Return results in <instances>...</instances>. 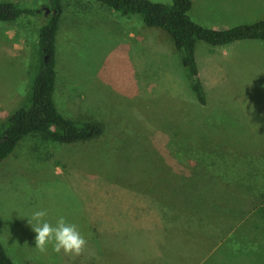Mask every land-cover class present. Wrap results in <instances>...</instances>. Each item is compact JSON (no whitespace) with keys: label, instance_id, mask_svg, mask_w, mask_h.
I'll return each mask as SVG.
<instances>
[{"label":"rangeland","instance_id":"374dc122","mask_svg":"<svg viewBox=\"0 0 264 264\" xmlns=\"http://www.w3.org/2000/svg\"><path fill=\"white\" fill-rule=\"evenodd\" d=\"M0 1L39 9L46 0ZM61 3L54 102L64 117L97 123L102 133L75 144L31 134L0 161V242L8 257L14 264L62 262L50 246L45 254L34 248L27 217L36 210L47 209L53 225L65 217L84 237L93 227L103 233L109 211H121L129 215L125 229L138 232L152 250L171 239L160 230L163 222L204 226L201 238L173 231L177 239L161 250L158 264H264V76L255 69L264 43L238 46L234 55L224 50L227 59L238 58L229 64L233 74L222 64L223 49L213 61L197 50L205 71L222 65L211 77L201 73L200 82L227 85L224 101L209 96L202 107L168 33L146 26L138 14L126 20L94 0ZM43 21L38 13L0 22V94L13 98L1 96L11 109L3 112L0 127L28 105ZM201 120H209L211 127L202 128L218 132L219 141H201ZM161 207L170 218H161Z\"/></svg>","mask_w":264,"mask_h":264},{"label":"trees","instance_id":"16d2710c","mask_svg":"<svg viewBox=\"0 0 264 264\" xmlns=\"http://www.w3.org/2000/svg\"><path fill=\"white\" fill-rule=\"evenodd\" d=\"M121 15L138 14L148 27H157L171 37L181 54V63L191 81V89L200 106L206 105V95L199 80L195 60V45L201 41L211 46H224L240 41H264V19L227 30H211L194 23L189 17V0H172L170 4L148 0H97ZM62 0H46L39 9L20 7L0 1V22H12L42 13L44 21L37 32V64L30 81L28 105L12 113L0 127V161L10 156L28 135L42 134L60 144H75L95 139L102 133L94 122L70 120L59 113L54 102L55 41L62 13ZM49 9L47 15L45 10ZM0 264H14L0 242Z\"/></svg>","mask_w":264,"mask_h":264},{"label":"crops","instance_id":"0c3cea01","mask_svg":"<svg viewBox=\"0 0 264 264\" xmlns=\"http://www.w3.org/2000/svg\"><path fill=\"white\" fill-rule=\"evenodd\" d=\"M94 1L96 3L97 2L99 3V1L97 0ZM189 1L191 3V7L188 13L190 19L194 23L211 30H227L239 25L253 24L264 19V0H189ZM98 6H94L95 9H97ZM101 11L99 12L102 15L109 17L107 12L105 11L101 12ZM132 15L133 14L121 15V16L126 17L127 20L128 17H131ZM257 42L264 43V41H260V40L240 41V42H236L237 44L233 43L232 45L235 46H231V47L229 46L230 44H228L224 46H210V48H207V46H204L206 44H200L199 42H197L195 45L194 54H195V60L197 64L199 78L201 73H203V76L205 77L206 72L208 73V76L211 77L214 73V70L217 69V72L221 70L222 65L221 67L220 65L216 67L214 65L213 69L210 72L207 70L205 71L204 63L206 62L205 60H201V61L198 60L197 50H205L203 53L204 58L213 61L218 51L223 49L222 54L224 55L221 56L222 64L223 62H225L227 66L230 67L229 64L234 62L238 58L231 56L230 59H227L226 58L227 52L224 50L228 49L230 50V54L234 55L236 50L239 48L238 46L246 45V44H255ZM260 59L261 60L259 61L258 66L255 67V69L257 70L258 68L259 72H261L260 76H264L263 74L264 54L260 56ZM241 62L246 63L247 65L249 64V62L243 59H241ZM232 74H233V69H232ZM224 76L227 77L229 76V74H227V76L225 74ZM202 86L206 95V104L210 97L217 102L224 101L223 92H225L224 87H226L227 85L226 86L223 84L215 85L214 81L212 80L206 86L205 83H202ZM11 94L13 95V90H11ZM1 96H6L7 100L11 99L9 92L6 95L4 93L0 94V115H1L0 119H2L1 117H3L2 114L5 111V109L9 108L8 102L4 104L2 103L4 99H2ZM143 112L144 111L142 110V114ZM140 118L142 117L138 115V119ZM97 119L99 118H95V120ZM202 121L203 120L199 122V126L201 127V141L202 142L219 141L217 140L220 139V134L218 132L211 133L208 129L204 131V128H202L203 126L211 127L209 120H207L206 124H201ZM189 122L191 123L190 126H194V127L197 126V122L193 121L192 119ZM87 156H91V154L89 153L87 154ZM159 212L165 214V215H160L161 218H170V216H167L168 213L167 209H163L161 207V209H159ZM93 215L94 217L91 219H92V223L94 224L96 221L94 202H93ZM125 217L129 218V215H124V213H122L121 211L118 215H112L111 211H109V215L105 216V221H104L105 230L103 231V233H99L95 231V227H93V230H91L92 232L88 233L89 235L85 237V239H88V241L84 252L80 256H66L63 253H61L62 262H57L56 264H153V263L158 264V262L155 261H158L159 257H162L161 250L164 247L169 246L172 241L175 242L177 239L173 235H170L173 231L179 229L189 234L199 235L200 238L203 237L201 234H203L202 231L204 228L202 229V227L204 226L200 224L201 222L189 221L190 224H186V226L183 224L185 227L179 226L177 228L176 225L172 222H168L167 224L163 222L162 226L160 227V230H162L164 234V238L167 239L171 238V239L168 243L166 242L167 244L161 247L160 250H156V248L152 250L151 249L152 244L145 242L143 237L138 232L129 231L125 229V222H126ZM88 220L90 221V219ZM216 220H215V222L217 223L216 230L218 233L222 235L224 230L223 222H221V220L218 218ZM117 223H120L119 226L116 225ZM112 224H114L115 230H112L113 227ZM102 235H104V237H102ZM112 239L114 241H112ZM150 254L154 256L152 258H149ZM150 259H153L154 262L151 263Z\"/></svg>","mask_w":264,"mask_h":264},{"label":"clouds","instance_id":"9594fccd","mask_svg":"<svg viewBox=\"0 0 264 264\" xmlns=\"http://www.w3.org/2000/svg\"><path fill=\"white\" fill-rule=\"evenodd\" d=\"M47 216L48 210L40 209L27 217V223L35 233L34 248L45 254L50 246L51 251L56 254L80 256L87 246V240L78 226L68 222L63 216L58 217L53 225L46 219Z\"/></svg>","mask_w":264,"mask_h":264},{"label":"water","instance_id":"95a60500","mask_svg":"<svg viewBox=\"0 0 264 264\" xmlns=\"http://www.w3.org/2000/svg\"><path fill=\"white\" fill-rule=\"evenodd\" d=\"M48 12H49V9L46 8V10H45V15H47Z\"/></svg>","mask_w":264,"mask_h":264}]
</instances>
